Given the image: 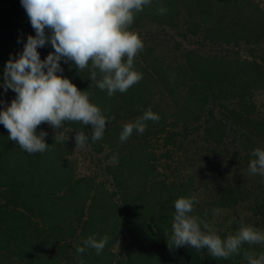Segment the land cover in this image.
<instances>
[{
  "label": "trees",
  "instance_id": "16d2710c",
  "mask_svg": "<svg viewBox=\"0 0 264 264\" xmlns=\"http://www.w3.org/2000/svg\"><path fill=\"white\" fill-rule=\"evenodd\" d=\"M147 24L185 26L213 50L150 33L134 58L143 78L111 97L89 79L91 63L78 71L62 59L61 74L107 118L100 140L82 122L42 123L37 132L48 133L49 148L29 154L0 124V264H248L246 253H264V244L244 243L216 259L207 248L168 244L181 196L196 197L192 214L222 238L239 230L242 217L264 231V176L249 171L253 151L264 149V103L256 99L264 93V0H152L130 27L141 34ZM29 35L35 30L21 0H0V84ZM38 51L45 59L54 49L47 43ZM15 96L7 95L8 105ZM149 107L160 120L122 142L123 126ZM77 131L89 136L83 148ZM225 206L241 209L218 221L215 211ZM91 235L109 237L103 251L78 253Z\"/></svg>",
  "mask_w": 264,
  "mask_h": 264
},
{
  "label": "clouds",
  "instance_id": "9594fccd",
  "mask_svg": "<svg viewBox=\"0 0 264 264\" xmlns=\"http://www.w3.org/2000/svg\"><path fill=\"white\" fill-rule=\"evenodd\" d=\"M151 3L152 0H21L35 35L27 37L22 53L18 58L10 57L4 69V90L16 93L10 105L0 110V124L8 130V138L29 154L43 153L49 148L45 140L48 133L37 132L38 126L47 123L58 129L64 122L73 121L91 125L92 141L102 139L106 116L100 106L90 102L85 90L61 74V60L71 61L78 71L91 63L89 79L107 90L109 97L117 91L126 92L143 78V73L134 68V58L144 42L130 26L136 14ZM165 11L163 7L159 9L161 14ZM47 43L54 51L41 59L38 48ZM149 120H160L150 107L135 122L123 126L120 140L127 141L134 130L142 134ZM54 139L61 142L63 136L56 134ZM88 139L84 132L77 131L76 147H85ZM252 156L255 158L250 161V173L264 176V149L257 147ZM196 203L194 195L175 201L170 248H207L210 256L227 259L238 254L244 243L264 244V231L245 223L243 217L239 230L222 238L213 225L192 214ZM108 239L107 235L99 240L95 235L88 236L76 251L82 254L93 248L100 254ZM245 255L248 264H264V253Z\"/></svg>",
  "mask_w": 264,
  "mask_h": 264
},
{
  "label": "rangeland",
  "instance_id": "374dc122",
  "mask_svg": "<svg viewBox=\"0 0 264 264\" xmlns=\"http://www.w3.org/2000/svg\"><path fill=\"white\" fill-rule=\"evenodd\" d=\"M169 32L171 35L176 36L179 41L181 42V44H183V46H188V48L190 47H198V43L200 42V46L199 47L202 50V47L204 48L203 50L205 51H211L213 50V46L211 44H201V40L200 38L190 35L185 26H179L177 28H171V27H167V30L164 28L159 27L156 24H147L143 27L142 30H140L139 32L141 33L140 36L143 38H146L145 36H149L150 33H154V32ZM189 36V39H185V36ZM147 39V38H146ZM149 40V38H148ZM146 43H144V48H146L145 46ZM147 45H151V44H147ZM205 45V46H204ZM215 50V49H214ZM4 87L3 84H0V106L2 105H8L6 100L7 95H10V93L14 92L12 89H8L6 91V93H4ZM9 92V93H8ZM261 92V91H260ZM257 92V93H260ZM15 93V92H14ZM256 93V94H257ZM258 103H264V93L259 95L258 97H256ZM82 154V153H81ZM79 157L82 159L83 157L79 155ZM234 171H237V169H235ZM206 196V195H205ZM209 200V199H208ZM222 204V203H221ZM241 207L239 206H234V207H222L221 209H219V211H215L216 214H218V221H222L224 218L228 219V222L230 220H232V218H235L236 214L238 213L237 211L240 210ZM230 231V230H229ZM237 231H230L229 234H235Z\"/></svg>",
  "mask_w": 264,
  "mask_h": 264
}]
</instances>
